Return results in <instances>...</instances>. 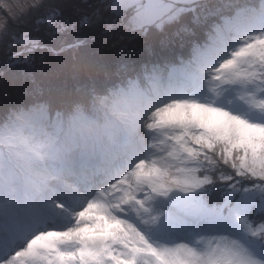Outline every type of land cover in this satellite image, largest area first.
Returning <instances> with one entry per match:
<instances>
[{"label": "snow or ice", "instance_id": "snow-or-ice-1", "mask_svg": "<svg viewBox=\"0 0 264 264\" xmlns=\"http://www.w3.org/2000/svg\"><path fill=\"white\" fill-rule=\"evenodd\" d=\"M88 7L81 25L107 17L111 31L124 17L144 34L201 6ZM29 11L37 30L74 27L61 4L33 0ZM0 46L15 65L43 45L0 18ZM122 72L66 107L0 118V264H264V0L237 6L179 66ZM213 190L221 202L210 206Z\"/></svg>", "mask_w": 264, "mask_h": 264}, {"label": "rangeland", "instance_id": "rangeland-1", "mask_svg": "<svg viewBox=\"0 0 264 264\" xmlns=\"http://www.w3.org/2000/svg\"><path fill=\"white\" fill-rule=\"evenodd\" d=\"M217 1L219 0L213 2ZM46 2L61 4L63 6L61 21L74 27L63 32H50L46 26L40 25L37 30L35 20L40 14L39 11H29L23 16L20 15L21 10L33 3V0L4 2L12 9L14 15L9 13L8 8L0 7V18L6 19L12 29L26 31L27 27H33L32 36L39 38L43 45L32 53L30 64H9L7 69L14 70L10 79L12 83L20 79L40 80L46 84H52L65 81L72 76L76 79L88 76L93 68L110 64L107 60L110 54L117 52L120 55H129L136 46L151 43L159 38L158 35L174 36V29H177L180 24L191 22L189 12L182 15L176 23L166 24L162 30L150 29L147 33L137 34L125 26L128 18L122 17L111 31H106L107 17L92 24L79 23L82 14L91 12L88 5L96 4L97 0H46ZM200 6L197 10H207L209 3ZM78 41V46L69 47V45H76ZM61 48L64 50L60 51ZM49 49H53L50 52L52 57L50 59L47 55ZM0 54L6 55V50L2 46H0ZM38 54H41L40 60L36 61L33 56ZM37 64L43 69H48L45 72L40 71Z\"/></svg>", "mask_w": 264, "mask_h": 264}, {"label": "trees", "instance_id": "trees-1", "mask_svg": "<svg viewBox=\"0 0 264 264\" xmlns=\"http://www.w3.org/2000/svg\"><path fill=\"white\" fill-rule=\"evenodd\" d=\"M6 1L8 0H3V2ZM213 1L214 0H197L199 5L209 3V8L207 10H197L196 12H190L189 18L191 22H189V24H180L177 29H174V36L158 35L157 37L159 38H156V40H154L153 42L136 46L131 51V53H129V55L133 53L137 55H145L147 58L154 60V62L160 65L174 64L176 66H179L181 61H186L191 57L193 47L196 44H202L207 40L208 33L211 27L214 24L221 22L223 17L230 16L235 11V8L237 6H252L258 5L260 3V0ZM198 11H201V13H198ZM185 27H187V31L183 30ZM32 28L33 27L29 26L26 28V31L32 34ZM50 52L51 51H48L47 53L49 59L52 58ZM40 56L41 54L34 55L33 59L39 61ZM122 62L123 61L118 62L115 65L121 64ZM9 64L10 63L7 59V55L0 54V116L5 115L4 113L10 107L18 106L22 103L25 98L24 95H26L21 94L23 87L26 85V82L28 87L31 86L33 82H28L27 80L20 79H16L14 83L10 82L14 70L7 69ZM37 66L38 70L43 72L48 69H43L38 64ZM129 66L131 68L141 67V65L137 63H132V65ZM110 72L113 76V82H115L116 66L112 68ZM144 84L145 82L142 81V86H144ZM70 86L72 85L64 82L52 84L45 83L43 87H40V90L44 93H50L56 97H63L67 94V89ZM74 87L77 89L80 95L85 93L84 89L86 88V86ZM22 95V99L18 100L17 98ZM40 102H48V100L43 99ZM206 196L209 198H214L216 204L221 202V193L219 191H209Z\"/></svg>", "mask_w": 264, "mask_h": 264}]
</instances>
